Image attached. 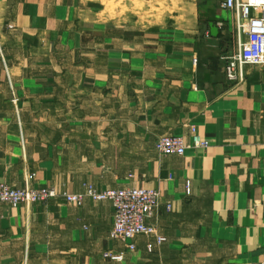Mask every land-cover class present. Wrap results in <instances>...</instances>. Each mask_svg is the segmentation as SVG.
<instances>
[{
  "label": "crops",
  "instance_id": "crops-1",
  "mask_svg": "<svg viewBox=\"0 0 264 264\" xmlns=\"http://www.w3.org/2000/svg\"><path fill=\"white\" fill-rule=\"evenodd\" d=\"M170 1L0 0V182L156 190L165 239H112L108 201L1 205L0 264H264V65L227 80L232 14ZM166 135L183 156L155 152Z\"/></svg>",
  "mask_w": 264,
  "mask_h": 264
},
{
  "label": "built area",
  "instance_id": "built-area-1",
  "mask_svg": "<svg viewBox=\"0 0 264 264\" xmlns=\"http://www.w3.org/2000/svg\"><path fill=\"white\" fill-rule=\"evenodd\" d=\"M220 9L232 14L237 33L238 50L227 58L224 72L227 80L240 81L246 66L264 65V0H218ZM218 27H222L219 23ZM193 133V130H192ZM208 143L193 133L192 147L204 149ZM187 145L182 137L166 135L154 142V150L159 155L183 156ZM61 198L69 204L80 206L85 198L94 202L108 201L113 207V223L110 237L116 240H133L138 236L153 238L157 245L165 239L157 234L152 218L160 207V197L156 190L126 187L116 190L98 191L86 185L83 194L58 193L51 187L20 189L0 182V206L16 207L21 204H44L49 200ZM170 208L169 205L166 206ZM1 219V216H0ZM133 248V246H129ZM150 252L151 246H147ZM105 258L119 261L121 257L110 252Z\"/></svg>",
  "mask_w": 264,
  "mask_h": 264
},
{
  "label": "rangeland",
  "instance_id": "rangeland-1",
  "mask_svg": "<svg viewBox=\"0 0 264 264\" xmlns=\"http://www.w3.org/2000/svg\"><path fill=\"white\" fill-rule=\"evenodd\" d=\"M118 1L121 2L123 0H118ZM130 1H131L132 12L136 13L139 16H142V17L144 16L147 19H150V17L153 14H161V13L164 14V13L170 12L177 5V1L171 2L170 0H167L168 2L167 3L164 2L162 5H157L155 3L158 0H144V1H147V4L145 6H143L142 4H138L137 0H130ZM170 2L173 3V5L170 4ZM145 24H146V21H145Z\"/></svg>",
  "mask_w": 264,
  "mask_h": 264
},
{
  "label": "water",
  "instance_id": "water-1",
  "mask_svg": "<svg viewBox=\"0 0 264 264\" xmlns=\"http://www.w3.org/2000/svg\"><path fill=\"white\" fill-rule=\"evenodd\" d=\"M209 28H210V34L212 37H216L218 34V30L215 26H213V24H209Z\"/></svg>",
  "mask_w": 264,
  "mask_h": 264
}]
</instances>
